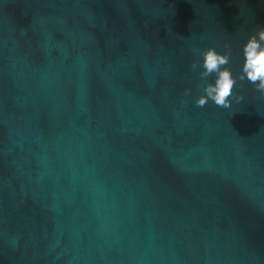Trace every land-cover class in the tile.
<instances>
[{"label":"water","instance_id":"95a60500","mask_svg":"<svg viewBox=\"0 0 264 264\" xmlns=\"http://www.w3.org/2000/svg\"><path fill=\"white\" fill-rule=\"evenodd\" d=\"M260 26L264 0H0V264H264V93L194 103L195 50L239 74Z\"/></svg>","mask_w":264,"mask_h":264},{"label":"clouds","instance_id":"9594fccd","mask_svg":"<svg viewBox=\"0 0 264 264\" xmlns=\"http://www.w3.org/2000/svg\"><path fill=\"white\" fill-rule=\"evenodd\" d=\"M195 51L201 58L199 65L201 92L194 99L198 107H204L211 102L221 108H230L233 103V92L239 80L246 79L258 91L264 93V26L250 34L243 44V62L239 74L228 67L230 53L221 52L214 46Z\"/></svg>","mask_w":264,"mask_h":264}]
</instances>
